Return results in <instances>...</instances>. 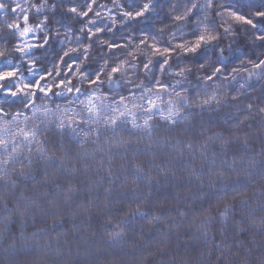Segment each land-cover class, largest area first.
I'll list each match as a JSON object with an SVG mask.
<instances>
[{"label": "trees", "instance_id": "obj_1", "mask_svg": "<svg viewBox=\"0 0 264 264\" xmlns=\"http://www.w3.org/2000/svg\"><path fill=\"white\" fill-rule=\"evenodd\" d=\"M4 2L0 71L19 63L25 82L43 76L41 86L52 87L47 96L36 91L27 108L23 97L9 98L0 113V140L7 142L0 145V264H261L264 66L254 65L264 60V42L253 39L258 33L234 24L235 34L221 30L217 48L204 50L206 56L173 54L161 70L165 57L153 55L152 38L161 50L191 41L205 15L209 27L220 29L219 7L194 9L177 22L173 16L205 0H158L147 19L120 23L121 10L135 0H15L35 29L20 37L5 22L19 18L22 30V17L11 14L12 0ZM215 4L245 14L264 11V0ZM32 5L44 6L37 12ZM257 23L264 28V21ZM88 29L95 35L89 37ZM45 37V46L32 47L27 56L15 50L44 44ZM100 41L129 46L109 49ZM221 46L225 59L218 61ZM69 48L80 51L61 60ZM29 61L35 63L31 75ZM73 61L80 68L69 69ZM105 61L100 83L81 79V72L94 79ZM121 61L123 70L109 80ZM182 67L191 73L176 75ZM216 67L221 72L205 80ZM61 81L67 86L56 87ZM177 108L178 115L166 118ZM113 116L117 123L110 125Z\"/></svg>", "mask_w": 264, "mask_h": 264}, {"label": "snow or ice", "instance_id": "obj_2", "mask_svg": "<svg viewBox=\"0 0 264 264\" xmlns=\"http://www.w3.org/2000/svg\"><path fill=\"white\" fill-rule=\"evenodd\" d=\"M14 3V6L11 8V14L22 17L23 24L25 25L23 29L21 30V22L20 19H16L11 23L5 22V27L10 30L12 34L18 33L20 37H25L29 33L35 31L33 27L27 26L29 16L27 11H25L20 3H15V0H12ZM26 2V0H25ZM117 0H114V3H116ZM158 3V0H146L144 3H140V0H135V3H130L128 6V9H122L121 10V16L123 19L120 20V23H124L125 21H137L141 19H147V17L153 13L156 10V5ZM44 5L35 6L32 5V7L36 8V11L39 12L40 8ZM8 7V4L4 2V0H0V10H4ZM176 5H172V11H175ZM219 7L221 10L216 12V15L221 18L222 24L220 26V29H217L215 27H209L210 24H212V21L209 20L208 15H205L204 18L197 22V29L193 30L191 35L193 36V39L191 41H183L181 43H177L175 45H171L164 47L163 50L158 46V40L156 37H153L154 43L152 44V52L153 55H159L161 57H165L163 60V63L161 64V70L165 68V66L169 65V58L176 54L177 56L183 57H197L201 55H207L204 50L206 49H216L217 45L219 44V41L221 39V30L222 33L225 35H234L233 31V25L234 24H242L246 25L258 34L253 37L255 41L264 42V28H261L260 25L257 23V19L264 21V11H254L250 13H241L240 11L236 10L235 7L231 4L224 5L221 4L217 6L215 4V0H205V3L203 5H198L196 3H192L190 7H187L186 10L183 12V14L175 15L173 16V20L180 22V21H186V18L193 13L194 9H200L204 11L205 13H209L214 8ZM262 8H264V5H261ZM92 5H88V11H91ZM131 9V10H129ZM71 13H77L78 10L76 7H71L68 9ZM88 11H80L78 13L81 17H87ZM97 16L100 14L97 13ZM89 23H95L94 21H89ZM116 21L113 20V24H115ZM41 26L38 24L36 25V28H40ZM84 29H81L83 31ZM103 31L101 28H96L95 33H100ZM159 32H163L164 29H158ZM95 33L92 32L91 29H88V35L89 37H92L95 35ZM175 38V33L170 35L169 41L173 40ZM49 37L44 38V44L40 45H29L24 44L22 47H17L15 50L22 54V56H27L30 52V49L32 47H44L47 43ZM147 40V37L140 40V44H145ZM101 44L106 45L109 49L113 48H121V47H128L129 45L121 44L117 45L115 43H109L107 41H100ZM231 49V45H229V50ZM179 50V51H177ZM80 51L77 48H69L67 51L63 53V55L60 57L61 60L64 59V57L70 56L72 53H76ZM84 56L87 58L89 53L88 46H85L83 49ZM129 56H132L135 59V56L132 52L128 53ZM0 56H3V53H0ZM216 56L218 61H223L225 59V49L224 47H219L218 51L216 52ZM6 65L10 66L12 64V61H5ZM83 63V62H81ZM126 61H121L120 64H118L115 67H112L111 72L108 73V79H112V75L115 73H120L125 65ZM152 61L149 59L148 63L144 64V70L150 71V65ZM29 68L28 73L31 75L33 74V70L35 67L34 61H29ZM73 66L80 68V64H76L75 61H73L72 64L68 65V68L71 69ZM108 66V62L105 61L104 65L101 66L100 70L95 73L94 79H89L88 75L84 72L80 73L81 79H86L91 85H96L100 83L101 81V75L106 71V68ZM131 66V65H130ZM261 66H264V60H261L259 64L254 65V67L259 68ZM21 65L17 63V66L11 67V70L6 71H0V95H2L5 100L0 101V113L3 112V105L7 102L9 98H17V97H23L24 98V107L27 108L30 105H33V98L35 97L36 91L43 92L45 96H47L48 92L51 90V85L42 87L41 81L45 79V77L41 76L39 80L35 81V84L25 82L26 78L24 77L22 71H21ZM205 67V64H200V69H203ZM222 70L221 67H216L215 70L212 72L211 75L205 76V80H212L214 76H216L218 73H220ZM191 68H185L182 67L179 69V71L176 73V75L184 76L186 73H191ZM235 71V69H234ZM48 75H51V73H48ZM71 82L69 81L68 84ZM160 88H163V84H159L157 82ZM67 86L64 81H61L59 85H56V87H64ZM136 87H139V85H136ZM67 90L71 92L73 89L71 87H67ZM77 92L80 91L79 88L75 89ZM59 94V93H57ZM180 94L177 93V96ZM215 96V93L212 97H209V100H205L202 103L207 104L211 99H213ZM124 97L120 98V102L123 103ZM149 104L152 105V107H155V105L152 103V101H149ZM249 109L252 107L251 104L248 105ZM91 111V109H89ZM117 109H113V112H116ZM179 109H169V115L168 119H170L172 116L179 114ZM262 112H264V108L261 109ZM6 114V113H5ZM120 116L125 115V113H119ZM107 119V118H106ZM117 116H113L111 119H107L108 124L115 125L117 123ZM151 117H149V120ZM71 121L69 122V127L71 126ZM135 126V125H134ZM145 126L149 127L148 121H145ZM61 128L64 127V124L61 123ZM25 136L29 135L28 133H24ZM34 135V133H33ZM7 142L4 140H0V145L6 146ZM16 149L13 148V152H15ZM4 164L8 163V160L3 161ZM261 264H264V260L261 261Z\"/></svg>", "mask_w": 264, "mask_h": 264}]
</instances>
